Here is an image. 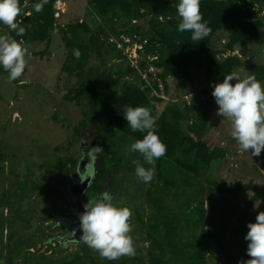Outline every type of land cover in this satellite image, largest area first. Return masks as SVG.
<instances>
[{"label": "trees", "instance_id": "16d2710c", "mask_svg": "<svg viewBox=\"0 0 264 264\" xmlns=\"http://www.w3.org/2000/svg\"><path fill=\"white\" fill-rule=\"evenodd\" d=\"M57 1L47 0L43 10L37 13L34 5L40 0L26 3L19 0L20 6H27L17 17L25 34L17 36L5 25L3 28L6 35L18 42L23 41V44L47 45L52 34L57 32L65 50L64 69L69 70L70 65L80 67L87 54L97 50L98 35L84 21L58 26L53 17ZM178 3L179 0H86L94 18L111 34L106 45L117 61L126 60L122 50L127 44L120 36L138 43L144 40L145 44L137 54L135 68L126 63L123 72L114 77L101 74L90 84L73 89L67 96L68 101L82 108L81 120L73 129L75 137L91 124L98 146L103 149L96 156L91 179L81 195L83 204L98 199L107 180L122 170L119 156L122 143L135 142L146 134L130 129L124 118L126 107L149 108L156 120L155 132L167 147L166 154L155 163L154 185L144 192L149 212L135 214L138 235L147 243L148 250L146 259L134 264H208L222 249L220 242L225 236H242L245 221L250 220L247 209L240 211L239 218L221 210L217 230L204 232L209 223L206 218L212 210L211 200L217 197L214 202L228 204V198L250 191L252 196L247 208L257 198V188L250 183L226 184L219 177L209 178L227 153L220 145L206 141L209 116L214 107V98L208 89H203V99L197 108L185 105L180 108L167 102L157 116L155 109L162 103L160 95H167V79L183 91L192 84L190 71L200 70L206 88L222 82L224 76L233 75L234 69L241 68L240 58L247 52V44L258 48L264 46V21L261 19H264V0H200L203 21L211 28V33L202 41H192L189 31H178ZM141 23L145 24L144 27ZM224 28L226 35L222 49H214L211 39ZM117 43L120 49L116 48ZM74 49L81 53L79 59L73 56ZM246 70L258 81L264 80V63L250 64ZM127 77L129 80H123ZM231 83L234 85L235 81ZM181 123L185 125L184 131L180 128ZM75 165L72 158H57L45 169L46 173L40 178L42 183L31 185V191L38 196L56 194L53 181L61 179L65 170H72ZM181 197L182 201L178 202ZM235 221L236 225L231 226L230 223ZM47 229L51 230V227ZM211 240L217 245L215 250L206 246ZM67 242L69 239L64 238V243ZM28 250L25 254L33 255ZM78 260L79 257L75 256L71 262ZM103 264H112V261L103 259Z\"/></svg>", "mask_w": 264, "mask_h": 264}, {"label": "rangeland", "instance_id": "374dc122", "mask_svg": "<svg viewBox=\"0 0 264 264\" xmlns=\"http://www.w3.org/2000/svg\"><path fill=\"white\" fill-rule=\"evenodd\" d=\"M23 1L26 3L29 0ZM57 2L63 12L56 19V24L60 26L84 21L98 35L97 50L89 52L80 67L70 65V69L65 70V50L59 34L54 32L47 45L23 44L27 49V66L17 80L10 82L8 73L0 67V264H68L75 256L79 260L70 264H103V258L82 240L77 244L64 243V238L70 237V224L75 221L67 189L77 180L81 181L82 174L92 175L97 155L90 154L89 150L98 146L91 124L79 131V137H75L73 129L81 120L82 108L68 101L67 96L73 89L90 84L101 74L114 77L116 73L123 72L128 61H117L113 57L106 45V39L111 34L94 18L86 0ZM23 9H27V6H21L20 14ZM144 25L141 23L142 27ZM0 35H6L3 24H0ZM225 35V28L216 33L211 39V46L221 50ZM240 61L242 66L234 69L233 75L243 79L248 75V65L264 63V46L258 48L247 44V52ZM190 74L192 84L183 91L167 79V95H160L162 103L156 106L155 116L167 102L175 103L180 108L184 105L197 108L203 99V89L212 93V85L205 88L202 71L191 70ZM123 80H129V77ZM261 84L264 86V80ZM212 102L214 107L209 116L206 141L220 145L227 155L216 164V170L209 178L219 177L226 184L250 183L257 188V198L247 208L246 204L252 196L250 191L228 198V204L214 202L217 197L212 199V210L206 218L209 223L204 229L209 233L217 230L221 210H227L228 215L239 218L240 211L247 209L250 220L245 221L246 225L255 222L258 212H264V151L259 157L252 156L251 151L242 152L231 137L230 121L217 116L218 105L214 99ZM184 127V123H181L182 131ZM132 143H122L123 148L119 152L122 170L107 180L103 192L112 195L115 206L127 207L132 211L131 236L136 254L133 257L123 256L112 261V264L144 261L148 250L147 243L138 235L134 218L137 213L146 215L149 212L144 192L154 185L155 176L149 183L142 182L136 176L133 160H139L146 169L151 165L138 152L127 151ZM83 155L87 157L85 162H82ZM57 158L74 159L75 168L66 169L61 179L53 181L56 194L38 196L31 191V185L42 183L40 178L46 173L45 169ZM182 199L178 198L177 201L181 202ZM44 218H47L46 221ZM230 225H236V221ZM247 231L246 227L244 234L238 238L225 236L220 242L222 249L208 264H236L241 259L247 260L244 257L247 255L248 242L244 239ZM206 246L215 250L217 245L211 240L206 242ZM27 250L33 255H26Z\"/></svg>", "mask_w": 264, "mask_h": 264}, {"label": "clouds", "instance_id": "9594fccd", "mask_svg": "<svg viewBox=\"0 0 264 264\" xmlns=\"http://www.w3.org/2000/svg\"><path fill=\"white\" fill-rule=\"evenodd\" d=\"M47 0H40L34 5L37 13L43 10ZM21 6L19 0H0V24L23 36L25 29L17 23ZM177 14L180 18L178 31L191 32L192 41H202L211 33V28L200 11V0H179ZM203 21V22H202ZM27 49L23 41L18 42L8 35H0V67L8 73V80L20 78L27 66ZM81 53L73 50V56L79 59ZM231 81H236L233 85ZM215 103L218 105L217 116L227 119L231 124V137L237 142L242 152H250L259 157L264 151V86L255 75L241 79L235 75L223 77L222 82L212 85ZM124 118L133 132L146 133L143 139L136 140L128 152H138L144 161L151 165L145 168L139 160H133L136 176L144 183H149L155 176V163L166 152V145L155 132L156 120L147 107L128 106ZM103 152L101 147H93L90 154L97 156ZM108 192L100 194L98 199L87 200L84 211L79 215L80 239L101 258L115 261L123 256H135L133 231L130 223L132 211L127 207H117ZM260 204V201H259ZM259 207V205L257 206ZM244 239L248 242L247 260L238 264H264V212H258L254 223H248Z\"/></svg>", "mask_w": 264, "mask_h": 264}, {"label": "water", "instance_id": "95a60500", "mask_svg": "<svg viewBox=\"0 0 264 264\" xmlns=\"http://www.w3.org/2000/svg\"><path fill=\"white\" fill-rule=\"evenodd\" d=\"M85 160L86 157H83L82 162H85ZM90 179V176H83L81 181L77 180L75 183L71 184L67 189V198L71 203V210L73 215L75 216V221L70 224L71 236L69 237V242H71L72 244L81 241L80 235H82V233L79 230V215L84 211V204L81 202V195L86 189Z\"/></svg>", "mask_w": 264, "mask_h": 264}, {"label": "built area", "instance_id": "2783aa9c", "mask_svg": "<svg viewBox=\"0 0 264 264\" xmlns=\"http://www.w3.org/2000/svg\"><path fill=\"white\" fill-rule=\"evenodd\" d=\"M60 5L58 2H56L54 4V13H53V17L54 19H57L59 14H61L63 12L62 10V7L61 6H58ZM58 6V7H57ZM26 15V14H25ZM120 39L123 40V42L125 44H127L123 50H122V55L125 57L126 61H128V65L130 67H136V62H137V59H138V52L141 51V48L142 46L145 44V41H141L140 43L134 41V40H130V39H127V38H122L120 36ZM134 39V37L132 38ZM113 41V40H110V42ZM116 48L117 49H120L121 46L120 44H116ZM149 72L151 71L150 69L148 70ZM144 78V76H142V79Z\"/></svg>", "mask_w": 264, "mask_h": 264}, {"label": "flooded vegetation", "instance_id": "af4514ba", "mask_svg": "<svg viewBox=\"0 0 264 264\" xmlns=\"http://www.w3.org/2000/svg\"><path fill=\"white\" fill-rule=\"evenodd\" d=\"M84 156L86 157V155H83L82 157H84ZM86 160H87V157H86ZM86 166H87V165H86ZM83 176H85V175H84V174H82V176H81V177H83ZM81 179H82V178H81ZM72 184H73V183H72ZM68 233H69V235H71V228H70V230H69V232H68ZM65 240H66V238H65ZM67 243H71V242H67Z\"/></svg>", "mask_w": 264, "mask_h": 264}]
</instances>
